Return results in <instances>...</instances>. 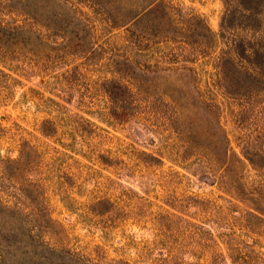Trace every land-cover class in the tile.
I'll return each instance as SVG.
<instances>
[{
  "label": "rangeland",
  "instance_id": "1",
  "mask_svg": "<svg viewBox=\"0 0 264 264\" xmlns=\"http://www.w3.org/2000/svg\"><path fill=\"white\" fill-rule=\"evenodd\" d=\"M170 1L182 20L197 15L214 34L233 32L221 21L238 0ZM90 15L101 23L99 15ZM0 18L21 19L2 6ZM110 30L102 25L85 51L75 47L61 60L52 52L46 60L25 55L22 64L10 65L16 82L0 104V154L11 153L17 142L33 147L21 180L26 192L33 182L34 192L47 197L39 235L94 264H264V214L247 199L260 198L256 204L264 208V166L243 155L247 140L264 154L260 97V113L251 115L247 99L215 87L230 156L225 171L206 153L185 148L164 119L165 99L149 96L124 104V111L108 100L106 89L116 88L105 80L117 75L106 57L120 45L118 30ZM91 47L98 51L82 58ZM76 64L83 76L71 70ZM198 72L204 86L205 71ZM86 84L93 89L84 98ZM0 184L7 189L6 181ZM98 199L107 201L97 205Z\"/></svg>",
  "mask_w": 264,
  "mask_h": 264
},
{
  "label": "trees",
  "instance_id": "2",
  "mask_svg": "<svg viewBox=\"0 0 264 264\" xmlns=\"http://www.w3.org/2000/svg\"><path fill=\"white\" fill-rule=\"evenodd\" d=\"M0 6L21 17L0 18V104L7 101L16 82L10 68L14 61L22 64L25 55L32 61L46 60L52 52L59 53L61 60L74 54L75 47L83 52L105 25L118 30L114 38L120 43L119 51L106 57L116 65L117 75L105 80L116 88L106 89L108 100L124 111V104L143 103L149 96L165 99L168 114L164 119L185 148L206 153L216 164L225 165V171L230 156L215 87L247 99L251 115L260 113L257 97L264 108V0H238L226 7L221 27L233 31L228 34H214L197 15L182 20L174 12L179 6L170 0H0ZM90 14L99 15L101 23L90 20ZM199 28L202 33L195 32ZM97 51L91 47L81 57ZM80 64L71 70L83 76ZM198 70L205 71L204 86L197 81ZM92 89L91 84L85 85L84 98L90 97ZM260 126L264 130V122ZM2 132L0 125V138ZM250 143L245 141L243 155L253 165L257 157L259 166H264L263 152ZM12 149L8 155L0 154V181L8 183L7 189L0 184V264H94L41 238L47 197L34 192L33 182L26 192L29 187L21 180L22 165L34 150L20 142ZM231 178L242 187L235 176ZM247 199L252 210L264 214L262 204H256L260 198ZM105 201L98 199L95 204ZM247 213L261 219L257 213Z\"/></svg>",
  "mask_w": 264,
  "mask_h": 264
}]
</instances>
